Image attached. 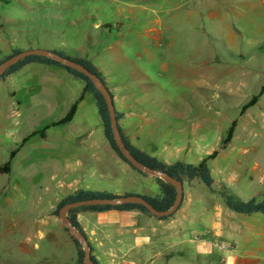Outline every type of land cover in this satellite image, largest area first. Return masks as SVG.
<instances>
[{"label":"rangeland","instance_id":"1","mask_svg":"<svg viewBox=\"0 0 264 264\" xmlns=\"http://www.w3.org/2000/svg\"><path fill=\"white\" fill-rule=\"evenodd\" d=\"M99 1L73 0L66 11L57 0H0V59L13 49L33 48L74 56L65 47H87L88 32L97 31L84 10ZM101 9L94 14L97 20L106 14ZM138 16L136 23H126L123 49L134 53L136 36L156 17L163 39L150 49L172 63L148 67L150 80L139 83H156L159 96L192 105L195 140L207 150L219 148L233 120L231 147H264V94L239 115L263 82L264 0H157L138 9ZM82 85L65 70L41 64L0 79V164L25 135L61 118ZM250 163L240 166L250 168ZM141 179L154 177L136 172L114 153L88 97L70 123L48 129L44 139L31 138L13 159L10 174L0 175V264H54L50 242L71 239L52 211L75 183L149 192L150 184ZM261 187L264 194V182ZM200 188L206 189L202 183ZM257 188L252 183L235 193L246 200ZM226 209L222 201L223 216L232 226L264 227L260 214L245 217L228 210L235 215L228 217ZM222 243L231 248L222 253L232 251Z\"/></svg>","mask_w":264,"mask_h":264},{"label":"crops","instance_id":"2","mask_svg":"<svg viewBox=\"0 0 264 264\" xmlns=\"http://www.w3.org/2000/svg\"><path fill=\"white\" fill-rule=\"evenodd\" d=\"M71 1L57 0V3L63 4L64 9L69 11ZM76 1L86 3L93 0ZM155 1L100 0L92 4L93 7H86V18L92 21V29L97 33L88 32L87 47L79 50L65 47V50L89 60L102 74L118 114L117 124L134 146L165 163L181 161L198 164L213 150H207L195 140L193 106L159 96V85L156 83H139L150 80L147 73L150 66L156 69L172 67L162 52L150 49L163 39L159 29L160 19L149 20L143 33L136 36L135 42L139 47L133 50L134 53L123 49L126 23L130 20L136 23L139 20L138 9L148 8V3ZM102 6L106 14L97 20L94 14L104 10ZM231 142L223 149L218 148L215 158L208 161L214 181L212 188L208 189L202 183L206 189H201L198 180L184 182L179 208L165 219L135 210L79 212L77 220L99 264H254L263 260L264 227L232 226L223 216L222 198L218 191L222 185L234 193L238 188L245 191L253 183L258 190L251 197H262L263 187L259 186L264 182V164L260 163V159L264 160L261 156L264 147L235 148L231 147ZM248 161L251 162L250 168L240 166ZM141 180L150 184L149 192L124 188L99 189L78 182L70 193L77 189L108 191L118 195L125 192L140 195L158 193L154 179ZM226 210L228 213L225 215L235 216ZM222 242L230 244L232 251L222 253L218 245ZM49 249L54 264H65L62 258H66V264H73L76 258V250L70 240H64L62 244L52 241Z\"/></svg>","mask_w":264,"mask_h":264},{"label":"trees","instance_id":"3","mask_svg":"<svg viewBox=\"0 0 264 264\" xmlns=\"http://www.w3.org/2000/svg\"><path fill=\"white\" fill-rule=\"evenodd\" d=\"M2 1V0H1ZM12 0H3V2H11ZM53 52L59 54L62 57H65L69 60L75 61L77 63L82 64L86 69H88L90 72L94 73L104 84V78L102 74L98 71V69L91 63L89 60H85L82 58H79L77 56H71L68 55L65 51L60 49H51ZM21 49H13L10 54L6 55L5 57L0 59V63H2L4 60L8 59L9 57L17 54L20 52ZM71 52L72 51H68ZM73 54V53H72ZM29 64H42L46 66H55L58 68H61L65 70L70 76H72L76 80H80L83 83V87L79 93V95L74 99V101L69 106L67 112L58 120L52 121L45 126H43L41 129L33 130L27 135H25L19 145L9 151L8 158L5 162L0 164V175H8L10 174L12 170V161L15 158L16 154L19 152L20 148H22L31 138L33 137H39L41 139L46 138V132L48 129L58 126H64L68 123H70L75 114L77 113L78 107L80 103L88 96L92 103L94 104L96 108V112L100 118L102 130H103V136L105 140L108 142L110 148L114 151V153L126 164H128L133 170L136 172L146 175L144 173H141L140 171L133 168L121 155L120 151L118 150L112 130L110 125V119H109V113L107 110V105L105 102L104 97L102 94L95 88L94 84L91 82L89 78H87L84 74L73 70L69 67L61 65L59 62L43 57L38 55H30L27 56L14 65L10 66L2 75H0V79H3L10 75H15L18 72H20L24 67H26ZM264 94V76H263V82L259 88V91L257 94L253 95L247 102H245L240 110L239 115L242 116L245 114V112L255 106L262 95ZM116 120H118V114L116 113ZM236 120H233L228 129L225 137L220 143L219 149L225 148L232 140L234 130L236 127ZM121 138L126 146V148L130 151V153L141 163H143L145 166L158 170L162 173H165L176 180L182 182H190L193 180H198L201 183H203L208 189L212 188L213 185V177L210 173L209 167H208V161L215 158V156L218 153V150L215 149L209 154L208 156L204 157L198 164H190V163H184L181 161H175L173 163H165L160 160H158L155 157L150 156L149 154L145 153L144 151L138 149L136 146H134L127 137H125L118 126ZM155 183L158 187V193L155 195H141L143 198H145L153 208H155L158 211H164L171 207V205L174 202L176 190L175 188L170 185L169 183L164 182L160 178L154 177ZM140 195L137 193H131V192H125L123 195ZM219 196L222 198V201L225 205V207L230 210L231 212H234L239 215L243 216H251L253 214H260L264 216V195H262V198L259 199L256 196L250 197L246 200L241 199L238 197L234 192H232L226 185H222L221 188L218 191ZM118 194H114L108 191H94V190H85V189H77L73 191L72 193L66 195L63 197L56 205L55 209L52 211L53 215L58 216L59 209L71 202L80 201V200H87V199H94V198H100V199H115L117 198ZM181 204V203H180ZM180 206V205H179ZM179 208V207H178ZM177 208V209H178ZM108 210H117V211H129V210H135L139 211L143 214L153 216L145 207L139 204H122V205H91V206H81V207H75L68 211L67 216L69 217L70 221L72 222V225L81 232L85 238L86 235L84 231L82 230L78 220H77V214L82 211H89V212H102V211H108ZM171 216V215H169ZM169 216L161 217L162 219H165ZM64 230L66 232L67 229L64 227ZM70 239L74 245V248L76 250V258L73 262V264H83V250L82 246L79 243L78 240H76L74 237H72L70 234ZM89 244V243H88ZM90 246V245H89ZM90 253H91V261L92 264H99L97 259L92 254V248L90 246Z\"/></svg>","mask_w":264,"mask_h":264},{"label":"water","instance_id":"4","mask_svg":"<svg viewBox=\"0 0 264 264\" xmlns=\"http://www.w3.org/2000/svg\"><path fill=\"white\" fill-rule=\"evenodd\" d=\"M30 55H38V56H43V57L53 59L59 62L61 65L69 67L73 70H76L84 74L87 78H89L91 82L94 84L95 88L102 94V96L105 99L107 110L109 113V119H110V125H111L113 138L123 158L136 170L146 175L160 178L164 182L172 185L176 190V195H175L173 204L171 205L169 209L164 210V211L156 210L155 208L152 207V205L145 198H143L141 195H135V194L120 195L115 199L94 198V199L80 200V201H75V202H71V203H67L63 205L58 211V216L60 220L62 221V223L64 224L65 228L67 229L68 233L72 237H74L76 240H78L79 243L81 244L82 250H83V264H92L90 246L87 242V239L81 232H79L72 225V222L67 216V213L70 209L75 208V207L91 206V205L139 204L145 207L153 216L165 217V216H169L172 213H174L179 207L182 201V197H183V184L182 182L176 180L175 178L165 173H162L158 170H154V169H151L145 166L143 163L138 161L130 153V151L126 148L121 138L119 129H118L116 113H115V108H114L111 94L109 93L106 85L94 73L90 72L82 64L69 60L65 57H62L50 49L33 48V49L21 50L17 54L9 57L8 59L0 63V75H2L10 66L14 65L21 59L27 56H30Z\"/></svg>","mask_w":264,"mask_h":264},{"label":"built area","instance_id":"5","mask_svg":"<svg viewBox=\"0 0 264 264\" xmlns=\"http://www.w3.org/2000/svg\"><path fill=\"white\" fill-rule=\"evenodd\" d=\"M218 245H219L220 249H222V250H227V249H229V246H228L227 244H225V243H220V244H218Z\"/></svg>","mask_w":264,"mask_h":264}]
</instances>
